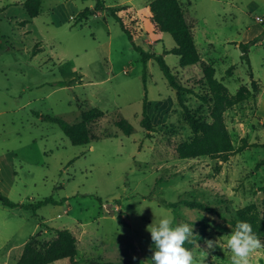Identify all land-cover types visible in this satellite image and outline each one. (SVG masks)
<instances>
[{
  "label": "rangeland",
  "instance_id": "1",
  "mask_svg": "<svg viewBox=\"0 0 264 264\" xmlns=\"http://www.w3.org/2000/svg\"><path fill=\"white\" fill-rule=\"evenodd\" d=\"M97 1L42 0L39 14L23 23V0H0V192L16 202L55 200L35 211L0 203V264H17L31 236L41 245L61 228L76 236L79 264H152L148 226L166 215L173 224L192 225L184 246L197 257L208 251L205 264H232L227 240L234 228L227 219L249 203L264 211V0H179L197 18L195 42L215 77L230 94L240 86L252 90L224 113L235 147L245 144L225 160L175 153L192 136L179 96L209 120L200 98L207 92L200 64L181 67L176 54H164L175 41L168 32L154 33L143 12L135 42L163 54L181 88L169 84L153 58L144 83L139 52L105 7L77 19ZM257 37L248 48V65L239 44ZM145 94L154 131L141 125ZM92 107L105 115L90 125L94 136L87 144H72L47 118L74 123ZM120 117L133 126L130 134L115 125ZM181 198L207 202L218 214L168 206ZM209 239L216 240L214 250L206 248ZM48 264L72 263L62 258ZM250 264H264V248Z\"/></svg>",
  "mask_w": 264,
  "mask_h": 264
},
{
  "label": "trees",
  "instance_id": "2",
  "mask_svg": "<svg viewBox=\"0 0 264 264\" xmlns=\"http://www.w3.org/2000/svg\"><path fill=\"white\" fill-rule=\"evenodd\" d=\"M42 0H23V6L27 12L28 18L23 21L26 23L39 14ZM151 15L149 21L154 33L168 32L175 41V46L163 53L173 52L179 57L181 67H186L199 63L202 70L201 81L207 87L206 94H200V98L208 105L209 120L196 115L179 96V104L184 113V119L188 123L192 136L179 142L175 146L176 156L179 158H194L199 156H209L211 158H220L225 160L228 156L243 149L245 144L235 147L231 133L226 125L224 113L234 104L247 99L252 94V90L246 86H240L234 94H230L226 86L215 77V68L210 62L202 59L197 44L194 39L193 27L197 18L191 15L181 6L179 0H151L149 3ZM104 4L97 1L94 8H86L79 12L77 19L81 20L88 14L94 13L96 9H101ZM106 11L119 23L121 29L132 42L133 47L139 52L140 59L143 62L142 78L146 81V67L149 59L157 61L164 76L169 84L180 89L176 72L166 63L163 54H157L153 51L145 50L135 40L141 36L142 27L137 14L131 9L130 5H119L105 7ZM264 22V19L262 20ZM264 34V30L262 32ZM259 38L250 42L240 43L241 59H244L249 65L248 48ZM251 85L253 90L257 89V84L252 78L250 72ZM105 115V112L97 107L83 110L81 119L74 123H69L62 117L47 116L52 121L59 124L64 134L69 138L72 144H87L93 139V133L90 125ZM115 125L125 134L133 131V126L124 118L115 120ZM141 125L148 131H154L157 124L151 121L147 113V95L145 94ZM264 190V186L262 187ZM52 196L45 197L34 203L16 202L0 192V203L8 207H22L24 209L36 208L54 203ZM178 204H184L191 208H197L203 211L218 214L217 208L197 199L181 198L175 202H169L168 206L174 208ZM239 221L251 223L253 231L261 239L264 238V211H260L255 203H249L236 210L235 217L227 219V222L235 228ZM78 252L77 238L68 228L56 230V236L43 243L38 244L34 236H31L25 242L21 256L17 264H48L55 260L68 258L72 264H79L75 260ZM85 264H126L123 260L102 261L97 260Z\"/></svg>",
  "mask_w": 264,
  "mask_h": 264
},
{
  "label": "clouds",
  "instance_id": "3",
  "mask_svg": "<svg viewBox=\"0 0 264 264\" xmlns=\"http://www.w3.org/2000/svg\"><path fill=\"white\" fill-rule=\"evenodd\" d=\"M173 220V217L166 215L158 224L148 226L155 245L152 264H205L208 251L204 250V254L197 257L193 250L184 246L186 242H191L192 225L184 222L173 224ZM205 245L208 250H214L216 240H206ZM227 247L233 253L232 264H250L252 254L264 248V242L253 231L251 223L239 221L227 240Z\"/></svg>",
  "mask_w": 264,
  "mask_h": 264
},
{
  "label": "crops",
  "instance_id": "4",
  "mask_svg": "<svg viewBox=\"0 0 264 264\" xmlns=\"http://www.w3.org/2000/svg\"><path fill=\"white\" fill-rule=\"evenodd\" d=\"M151 0H141V2L139 3H134V4H126L125 2L122 3H117L115 5H110V6H119V5H130L131 9L137 14L139 21H140V15L144 12L147 14L148 18L151 15V11H150V3ZM104 7H109V5H105ZM97 10V9H96ZM100 10V9H98ZM96 12V11H95ZM99 12V11H98ZM141 22V21H140ZM193 32H194V39L196 38V32H195V25L193 27ZM198 47V46H197ZM201 55V54H200ZM202 59L205 60L203 58V56L201 55ZM206 61V60H205ZM209 62V61H206Z\"/></svg>",
  "mask_w": 264,
  "mask_h": 264
}]
</instances>
